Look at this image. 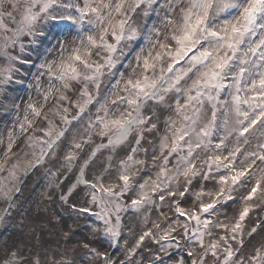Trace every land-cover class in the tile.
Here are the masks:
<instances>
[{
	"label": "clouds",
	"instance_id": "obj_1",
	"mask_svg": "<svg viewBox=\"0 0 264 264\" xmlns=\"http://www.w3.org/2000/svg\"><path fill=\"white\" fill-rule=\"evenodd\" d=\"M0 264H264V0H0Z\"/></svg>",
	"mask_w": 264,
	"mask_h": 264
}]
</instances>
